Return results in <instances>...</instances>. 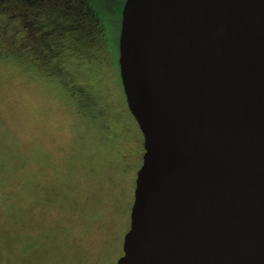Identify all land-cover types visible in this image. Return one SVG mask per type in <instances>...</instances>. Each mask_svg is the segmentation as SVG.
<instances>
[{
	"label": "water",
	"instance_id": "obj_1",
	"mask_svg": "<svg viewBox=\"0 0 264 264\" xmlns=\"http://www.w3.org/2000/svg\"><path fill=\"white\" fill-rule=\"evenodd\" d=\"M143 136L116 264H264V0H125Z\"/></svg>",
	"mask_w": 264,
	"mask_h": 264
},
{
	"label": "rangeland",
	"instance_id": "obj_2",
	"mask_svg": "<svg viewBox=\"0 0 264 264\" xmlns=\"http://www.w3.org/2000/svg\"><path fill=\"white\" fill-rule=\"evenodd\" d=\"M41 74L0 60V264H114L133 192L116 160L137 136L103 146ZM101 90L120 104L111 64Z\"/></svg>",
	"mask_w": 264,
	"mask_h": 264
},
{
	"label": "trees",
	"instance_id": "obj_3",
	"mask_svg": "<svg viewBox=\"0 0 264 264\" xmlns=\"http://www.w3.org/2000/svg\"><path fill=\"white\" fill-rule=\"evenodd\" d=\"M123 2L0 0V60H15L30 72H41L74 101L85 121L92 124L103 116L96 136L105 139L109 131L98 111L101 102L93 99L101 89L105 65L116 64Z\"/></svg>",
	"mask_w": 264,
	"mask_h": 264
},
{
	"label": "flooded vegetation",
	"instance_id": "obj_4",
	"mask_svg": "<svg viewBox=\"0 0 264 264\" xmlns=\"http://www.w3.org/2000/svg\"><path fill=\"white\" fill-rule=\"evenodd\" d=\"M119 29H120V27H119ZM118 37H119V35H118ZM108 64L113 65L115 68V71L118 74V84H119V92H120V96H121V101L119 104L113 97H111L109 94L104 93L100 88H99V90H97L96 97L93 100H98L97 98L100 99L101 103L100 104L97 103L99 106L98 111L100 114L103 113V115H104V122L107 124V127H105V128H106V131L107 130L109 131V135H108V138H106V139L102 138V137H98V136H96V137L98 140H101V142L103 143V146H110L111 147V146L116 144L115 141H117V135L118 134H125L127 131H129L127 129L128 125H131L133 127V130L135 132V135L137 136V139L132 142L133 147L123 149L121 151L119 158L116 160V163L118 162V165L120 166V173L121 174L131 172L132 177H133L132 190L134 191V188H135L134 183H135V179H136V174L142 165V157L144 154L143 136H142V134L138 128L137 123L135 122L134 118L132 117V115L130 114V112L127 108L125 96L123 93V88H122L120 77H119V67H118V40H117V51H116V64L114 61H112V63H108ZM107 65H105V66H107ZM64 95H65V97H67L69 99V102L71 103L70 105H71L72 109L74 110V113L76 114L74 116L80 121L81 124L86 125V127H87L86 130H88L90 132L94 131L95 133L101 132V123L103 122V116H101L102 118L95 117V119L92 120V124L90 122L85 121L82 118V116H80L76 112V109L74 107V101L71 100V98H69L68 95L67 96H66V94H64ZM108 99L113 100L114 103L109 102ZM116 102L118 104H116ZM121 103H122V105H121ZM94 107H95V105H94ZM132 201H133V192H132ZM131 205H132V202H131ZM131 205H129V209H128V213H127V225H126L125 231L129 230V214H130ZM127 231L124 233V235L127 233ZM123 238H124V236L122 234L121 240H120V257L122 256ZM118 259H116V261H114L115 262L114 264H116Z\"/></svg>",
	"mask_w": 264,
	"mask_h": 264
}]
</instances>
